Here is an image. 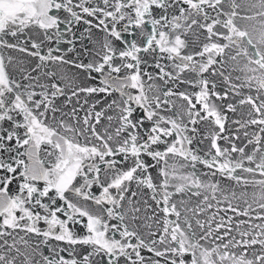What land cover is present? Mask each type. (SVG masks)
Wrapping results in <instances>:
<instances>
[{
  "label": "snow or ice",
  "instance_id": "1",
  "mask_svg": "<svg viewBox=\"0 0 264 264\" xmlns=\"http://www.w3.org/2000/svg\"><path fill=\"white\" fill-rule=\"evenodd\" d=\"M238 17L258 26L241 30ZM93 27L105 33L94 53L84 47L93 59L68 60ZM33 29L43 39L26 35ZM189 34L204 39L190 54ZM5 48L35 67L11 78ZM64 65L91 83L53 70ZM245 105L229 131V113ZM204 140L207 151L193 147ZM249 187L258 191L241 210ZM77 245L91 251L77 258ZM143 250L165 264H264V0H0V264H160Z\"/></svg>",
  "mask_w": 264,
  "mask_h": 264
},
{
  "label": "water",
  "instance_id": "2",
  "mask_svg": "<svg viewBox=\"0 0 264 264\" xmlns=\"http://www.w3.org/2000/svg\"><path fill=\"white\" fill-rule=\"evenodd\" d=\"M243 15H245V13L243 11H240V16H243ZM89 19H91V18H89ZM236 25L241 30L251 31L254 25L258 26V22L257 21L243 20V19H240L238 17L236 19ZM85 27L86 26L83 23H81L80 25L75 27V32H76V36L77 37H81V34L84 33ZM196 31L198 32L199 30H196ZM26 35H30L32 37V39H36L37 41L43 39L42 35L35 29L31 30L29 33H26ZM85 35H87V33H85ZM104 38H105V33L104 32L98 30L95 27L91 28V30H90V39H78L76 41L75 51H73L71 53H68L66 58L68 60H73L74 58H76L79 55L80 60H82L84 63L90 62L93 59V56L92 55L85 56L84 55V47L86 46L87 49L89 50V52H93L94 53L95 50L99 49V45H100V43L103 42ZM6 39H9L10 43H16L15 39H12V38H9V37H6ZM20 39L24 40L25 36H21ZM128 39H131V37H128ZM187 39L189 41V49H188V53L189 54L193 51V49H199L202 46V43L204 42L203 36H200L199 41H197V36L193 35V34H189ZM23 46L31 49V41H28L27 44L23 45ZM116 46L117 47H121L119 42H117ZM61 47L62 48H67L68 45L63 44V45H61ZM45 51H47V46L45 47ZM3 55L5 57V63H6V66H7V71L9 73V75L11 76V78H13L15 80H19L20 79V74H21L20 70L21 69L27 70L30 67L34 68L36 63H37L35 58L27 55V53H25V52H20L18 50L5 48V49H3ZM9 57L12 58V63L11 64L8 63V58ZM144 59H146L149 62H151V57L148 56V55H144ZM53 70L57 71L61 75H65L66 74L69 79H75L77 83L88 82L87 81V76H86L85 73H83L79 69L71 67L69 65H64L63 67H60V68H54ZM150 71L154 72L155 69H150ZM256 75H259V73H256ZM184 78L185 79H191L192 75L190 73H186ZM88 83H91V82H88ZM217 83L219 84L220 82L217 81ZM169 86L171 87L172 85H169ZM199 90H200L199 88H192V87H190L187 84H180L177 87V91H188L190 93H194V92L199 91ZM243 95L244 96H247V95L256 96L257 93H256L255 90L249 92L247 89H245ZM112 98L113 97H108L107 100H105V103H102V104L97 106L96 110L99 111L100 108L105 107V104L107 102H109ZM83 99L84 98L81 97V102H83ZM101 99H103V94L91 97V98L88 99V104L90 105L95 100H101ZM60 102H62V100ZM175 102H176L177 106H179L181 103H183V101H180V100H176ZM234 102L238 103V99H237V101H234ZM85 108L87 109V105L85 106ZM69 110L70 109H66L65 111H69ZM247 112H248V106L247 105L238 106L237 107V111H236L235 114L229 113L230 122H229L228 125H226V128H228L229 131L234 132L236 126L231 124V120L239 119L241 116H245L246 117ZM112 114H113L112 112L108 113V115H112ZM80 115H81V117H83L84 113L81 112ZM46 123L52 128H56L57 127V125L55 123H53L51 121V119H49ZM5 127H7V125H5ZM200 128H201L202 132H206V131L210 130L209 126L206 123L200 125ZM21 131H23V130H21ZM60 132H61V134H63V130L62 129H60ZM51 139L53 140V142H55L57 137L53 136ZM80 141H81V143H83V137L80 138ZM220 143H221L222 146H225V142L224 141H220ZM193 147L194 148L195 147H199L202 150V152L203 151H207V149L209 147V141L208 140H204L202 143H194ZM53 151H54V149H53L52 145L47 144L46 142L42 143L41 150H40V157L48 165H50V163L52 161H54V159H55L54 155H50L51 153H53ZM196 169L200 173H203L204 171H207L203 167V165H200V164L196 165ZM188 171H191V168H189ZM155 174H156V170H153V175H155ZM257 178H259V177H257ZM222 183L224 185H227L229 187V190H231V187L234 184V182H231V181H228V180H224ZM17 191H18V182L17 183H13L11 185L9 195H15L17 193ZM242 191H244L243 188L237 187L236 193H237L238 197L240 196V193ZM253 191H258V189H253L252 187H249L247 189V193H248L247 197H245L244 199H241V200L238 201L239 207H240L241 210H243L245 207H247V204L245 203V199L248 202H251ZM177 199H179V197H177ZM195 203H196V201L194 200L193 204H195ZM233 203L235 204V203H237V201H233ZM255 207H256L255 204H253V208H255ZM211 214H212L211 212L208 213L209 216ZM148 215H151V213H148ZM227 215L233 216L234 214L232 212H228ZM202 219H203V217H202ZM240 220H245L246 221V220H248V217L247 216H236V217H234V223L238 222ZM111 223H117V221L113 220V221H111ZM149 223H151V222L149 221ZM254 223H261V221H254ZM41 227H44V225L41 224ZM156 228H157V226L153 223L152 224V229L156 230ZM74 230L78 234H83L84 233V229L81 228L79 225L75 226ZM140 231L145 237H147L148 232H149L148 228H145V227L141 226ZM108 235L109 236H115L116 239H120V236H119L118 233L110 232ZM52 243L53 244H57L59 242L53 241ZM60 246L67 247V245H63V244H61ZM157 247L160 248V250H163L161 246L158 245ZM76 251H77V258H79L80 256H82L84 254L85 251H91V249L90 248H85V246L77 245L76 246ZM252 251L259 252V246H257L255 249H250L249 250L250 258H251ZM44 254H48L47 249L44 250ZM63 255H65L66 258H70V257H68V253L67 252L63 253ZM142 255L145 256L146 258L151 257L153 259L159 260L160 264H165V259L164 258H162V257H153V254L147 252V250H143L142 251ZM100 259L101 258L99 256L93 257V264H96V262L100 261ZM188 259L190 260V256L188 257ZM101 264H103L102 261H101ZM121 264H124L123 260L121 261Z\"/></svg>",
  "mask_w": 264,
  "mask_h": 264
}]
</instances>
